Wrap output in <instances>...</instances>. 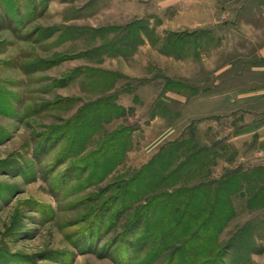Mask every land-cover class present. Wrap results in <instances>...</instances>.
Wrapping results in <instances>:
<instances>
[{
    "label": "rangeland",
    "instance_id": "374dc122",
    "mask_svg": "<svg viewBox=\"0 0 264 264\" xmlns=\"http://www.w3.org/2000/svg\"><path fill=\"white\" fill-rule=\"evenodd\" d=\"M264 0H0V264H264Z\"/></svg>",
    "mask_w": 264,
    "mask_h": 264
},
{
    "label": "crops",
    "instance_id": "0c3cea01",
    "mask_svg": "<svg viewBox=\"0 0 264 264\" xmlns=\"http://www.w3.org/2000/svg\"><path fill=\"white\" fill-rule=\"evenodd\" d=\"M262 89H264V87H261ZM260 141H261V144L260 147H262V150H264V124L261 125L260 127ZM264 152V151H261V153Z\"/></svg>",
    "mask_w": 264,
    "mask_h": 264
}]
</instances>
